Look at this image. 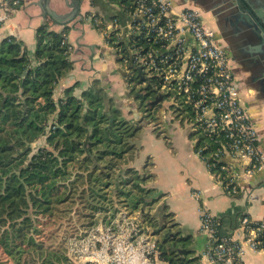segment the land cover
<instances>
[{
    "label": "trees",
    "instance_id": "trees-1",
    "mask_svg": "<svg viewBox=\"0 0 264 264\" xmlns=\"http://www.w3.org/2000/svg\"><path fill=\"white\" fill-rule=\"evenodd\" d=\"M118 1L133 6L132 0ZM49 27L46 22L37 29V65L21 39L0 41V264L70 263L66 245L47 247L44 235L52 236L50 226L74 205L95 224L117 205L136 210L144 203L143 209L151 210L162 198L147 186L148 174L123 167L138 149L132 139L142 129V108L147 109L140 106L156 90L138 89L135 98L142 103L129 105L135 121L123 115L102 84L79 95L74 84L55 98L58 82L74 62L65 36L69 27L60 32ZM170 234L158 241L161 258L168 264H199L193 237Z\"/></svg>",
    "mask_w": 264,
    "mask_h": 264
},
{
    "label": "built area",
    "instance_id": "built-area-1",
    "mask_svg": "<svg viewBox=\"0 0 264 264\" xmlns=\"http://www.w3.org/2000/svg\"><path fill=\"white\" fill-rule=\"evenodd\" d=\"M132 1L131 8L120 3L129 15L124 26L118 18L107 22L91 14L94 26L103 34L114 61L126 71L127 81L138 79L152 86L163 96L164 109L174 112V107L186 117V125L200 135L197 153L224 190L237 194L241 177L264 170V150L245 108L232 56L200 7L174 0ZM21 4L22 0H0V22ZM228 159L245 167L237 171ZM194 195L201 197L200 192ZM200 214V231L208 236V245L199 264H242L248 249L264 252V217L242 214L237 224L242 237L236 238L222 233L221 218L207 207H201ZM67 252L79 264H159L163 260L158 239L146 226L145 210L125 205L83 235L70 238Z\"/></svg>",
    "mask_w": 264,
    "mask_h": 264
},
{
    "label": "crops",
    "instance_id": "crops-1",
    "mask_svg": "<svg viewBox=\"0 0 264 264\" xmlns=\"http://www.w3.org/2000/svg\"><path fill=\"white\" fill-rule=\"evenodd\" d=\"M174 1L179 5L200 7L206 23L217 31L219 43L233 57L232 68L241 81L242 96L251 104L252 120L258 128L260 145L264 150V56L252 50L254 45L248 40V35L235 30L230 18V1ZM48 2L59 13L71 10L69 4L72 0H22L21 6L11 13L8 20L0 22V41L7 36L21 39L32 64L37 65V29L46 22H49L51 30L58 32L68 26L67 38L72 46L70 59L74 65L58 82L55 98L63 96L65 90L74 84H78L74 93L79 95L97 81L96 84H102L115 98L123 115L135 121L133 113L131 116L125 114L130 110L129 99L132 96L127 86L126 71L118 61H114L113 52L105 46L103 34L90 17L96 14L107 22L118 18L119 24L124 26L129 20L128 12L118 0H83L75 20L61 24L47 13L45 5ZM155 107L160 108V112L164 109L161 103ZM163 113L159 120L163 135L151 132L147 127L143 131L142 126L141 149L138 148L131 165L148 174L147 186L162 194L151 210L152 215L162 223L164 215H169L173 225L176 224L175 232L193 237V256H200L208 245V236L200 231V208L205 206L221 218L224 235L241 238L237 224L242 214L258 219L264 217V170L241 177L240 191L235 195L228 194L197 153V140L191 137L192 130L180 128L179 119L174 120L171 114ZM227 162L237 171L245 167L234 159ZM194 192H200L201 197L197 198ZM159 264L168 262L161 260ZM242 264H264V252L248 249Z\"/></svg>",
    "mask_w": 264,
    "mask_h": 264
},
{
    "label": "rangeland",
    "instance_id": "rangeland-1",
    "mask_svg": "<svg viewBox=\"0 0 264 264\" xmlns=\"http://www.w3.org/2000/svg\"><path fill=\"white\" fill-rule=\"evenodd\" d=\"M120 63V62H119ZM128 84L127 86L130 88V92L132 94L131 98L129 99V104H134L135 106H139L142 103L141 98H135L136 94H139L138 89L144 88L147 86V84L145 83H141L140 81H138V79L135 80H128L127 81ZM96 82H94V84H96ZM135 89V93H132V90ZM57 92V86L55 89V93ZM142 93H146V90H143ZM135 98V99H134ZM149 100L146 102V100H143L142 105L140 106L142 108V106H146L145 108L147 109H143L144 111V117H143V121H141V126H143V131H145V127H147V129H151V132L157 133L159 135H163L162 131V127L160 126L161 122H159L160 120V115L161 112L163 113L162 115L165 114H171L175 119H179L181 120V124L180 128L182 129H190L186 123V117L183 116L179 110H175L174 107H172L174 109V112H170L169 110L164 109L163 111L160 112V108H156L155 105H151L148 104ZM128 111H125V114L129 116H131V114L133 113L132 109L129 107ZM134 109V108H133ZM123 113V110H122ZM134 118H136L135 114ZM191 137L196 141V144H198V141L200 142L199 138L200 135L195 132L192 131ZM140 138H142V132L138 133L136 138L132 139V143L135 144L139 150L141 149V141ZM44 139V138H43ZM144 139V138H143ZM46 141H44L43 144H45ZM144 143V142H143ZM42 144V145H43ZM39 145V142H36V146ZM138 149L135 148V150L133 151L134 157L137 153ZM133 162V159H131L128 164L123 165V167H127V166H133L131 165V163ZM148 181V180H147ZM115 205H117L115 203ZM118 206H122V205H117L116 209L118 208ZM124 206V205H123ZM74 210H71L70 212H67V214L65 215L64 218L59 219L57 221V223H53L50 227H52L50 233H52V236L48 233L45 236L46 242H45V246L50 247V248H57V249H65V245H66V254L68 256V252H67V245L68 242L70 240V238L73 237H77V236H81L85 233V231L90 228L91 226L99 223L101 220H105L107 217H109L112 213H109L106 216H98L95 219L97 220V222L94 224H91V222L94 220V217H90L86 212H84L82 209H80L79 207H76L74 205ZM144 208V203H141L140 208L138 209H143ZM136 209V210H138ZM144 210V209H143ZM153 210V208L151 209ZM151 210L148 209V207H145V212H146V226L149 227L152 230V233L157 237L158 241L162 242L165 237L171 233L173 234L175 232L174 229V225H173V220L171 219L170 216H166L164 215V220L165 224H163L159 219H157L156 217H154L151 213ZM91 224V225H90ZM170 234V235H171ZM180 237V234L178 235ZM167 244V243H166ZM168 244L171 246V242H168ZM167 244L168 247H170ZM183 250V249H182ZM69 258V257H68ZM75 262V261H73ZM71 260L70 263L68 262V264H74ZM79 264V262H77ZM75 262V264H77Z\"/></svg>",
    "mask_w": 264,
    "mask_h": 264
},
{
    "label": "water",
    "instance_id": "water-1",
    "mask_svg": "<svg viewBox=\"0 0 264 264\" xmlns=\"http://www.w3.org/2000/svg\"><path fill=\"white\" fill-rule=\"evenodd\" d=\"M83 0H72L69 4L71 10L67 13H59L57 10L46 3L47 13L58 23L67 24L78 16L80 12V4ZM230 1L231 21L235 26L236 31L244 32L248 35V40H251L254 46L252 50L261 56H264V0H226ZM264 59V58H263ZM264 62V60H263ZM139 76L143 78L141 68H139ZM162 95L157 96L148 104L160 105ZM178 234V231L172 235ZM184 250H180L183 252Z\"/></svg>",
    "mask_w": 264,
    "mask_h": 264
},
{
    "label": "flooded vegetation",
    "instance_id": "flooded-vegetation-1",
    "mask_svg": "<svg viewBox=\"0 0 264 264\" xmlns=\"http://www.w3.org/2000/svg\"><path fill=\"white\" fill-rule=\"evenodd\" d=\"M232 59H233V57H232ZM237 79L239 81V87H240V92H241V96H242L243 93H242V89H241V85H240L241 84V81L239 80L238 77H237ZM157 96H159V95L154 94V96H152V94H149V97L146 99V102L148 100L149 101H153ZM242 99H243V102H244V105H245L246 110L248 111V113L250 114V116L252 118L253 116H252L251 111H250L252 108H251V104H250L249 100L246 97H244V96H242Z\"/></svg>",
    "mask_w": 264,
    "mask_h": 264
}]
</instances>
